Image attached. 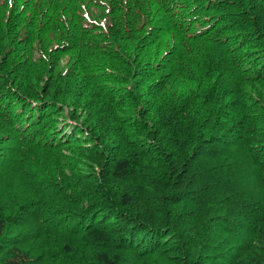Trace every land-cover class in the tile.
<instances>
[{
    "label": "trees",
    "instance_id": "16d2710c",
    "mask_svg": "<svg viewBox=\"0 0 264 264\" xmlns=\"http://www.w3.org/2000/svg\"><path fill=\"white\" fill-rule=\"evenodd\" d=\"M0 264H264V0H0Z\"/></svg>",
    "mask_w": 264,
    "mask_h": 264
},
{
    "label": "bare ground",
    "instance_id": "6f19581e",
    "mask_svg": "<svg viewBox=\"0 0 264 264\" xmlns=\"http://www.w3.org/2000/svg\"><path fill=\"white\" fill-rule=\"evenodd\" d=\"M207 132V131H206ZM205 132V133H206ZM212 132V131H211ZM209 133V132H208ZM206 135H208V134H206ZM203 136H205V134L203 135ZM209 136V135H208ZM212 136H213V134H212ZM204 140H205V138H204ZM205 146V145H204ZM210 146V145H209ZM208 151V150H207ZM99 218V217H98ZM195 221V220H194ZM197 222V221H196ZM201 222V221H200ZM200 222H198V223H200ZM194 224V223H193ZM104 225V224H103ZM201 227V226H200ZM106 228V227H105ZM137 251H138V249H137Z\"/></svg>",
    "mask_w": 264,
    "mask_h": 264
},
{
    "label": "rangeland",
    "instance_id": "374dc122",
    "mask_svg": "<svg viewBox=\"0 0 264 264\" xmlns=\"http://www.w3.org/2000/svg\"><path fill=\"white\" fill-rule=\"evenodd\" d=\"M66 131H67V133H70L72 131V129L71 128H67Z\"/></svg>",
    "mask_w": 264,
    "mask_h": 264
}]
</instances>
